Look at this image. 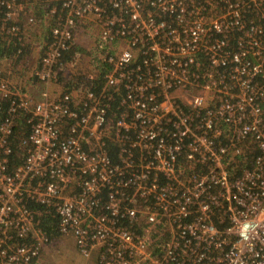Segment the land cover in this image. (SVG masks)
Masks as SVG:
<instances>
[{
	"label": "built area",
	"instance_id": "1",
	"mask_svg": "<svg viewBox=\"0 0 264 264\" xmlns=\"http://www.w3.org/2000/svg\"><path fill=\"white\" fill-rule=\"evenodd\" d=\"M42 25L38 98L0 73V264L45 215L98 264H264V0H0L1 45ZM78 35L88 85L53 94Z\"/></svg>",
	"mask_w": 264,
	"mask_h": 264
},
{
	"label": "rangeland",
	"instance_id": "2",
	"mask_svg": "<svg viewBox=\"0 0 264 264\" xmlns=\"http://www.w3.org/2000/svg\"><path fill=\"white\" fill-rule=\"evenodd\" d=\"M34 33V32H33ZM80 35L77 36L76 39H79L80 42L82 41L81 38H78ZM89 41V40H87ZM86 41V42H87ZM29 44V43H27ZM39 44V43H38ZM89 46L91 45L90 43H88ZM39 46V45H38ZM26 47V45H25ZM12 48V47H10ZM77 48V47H76ZM32 49V48H29ZM90 49L85 50L84 52H82V50H77V63L73 64L71 66H68L64 71H63V75H64V79H62L64 82H67V79H73L74 77H76L78 74H80L81 76H83V73L85 74L87 70H89L91 68V63L88 58V53L90 56ZM3 55L1 59H3L4 61L0 64V67L4 68V71H6V75L7 72L9 70H11V67L13 68L14 72V66L10 65L12 61H14L13 57H10V54H1ZM36 56L34 58H31L35 60ZM19 63L25 65L20 72L22 74L27 73L28 75V81L30 83V87L27 88L28 93H30L31 96H33V93H38L39 89L41 87V85H39L34 79L30 78L29 76L32 74V69L33 67H35L37 65L34 66H29L26 65V63H31L26 62V59H22L19 61ZM87 63V64H86ZM15 73H19V70H16ZM70 78V79H69ZM66 79V80H65ZM74 80V79H73ZM10 81V80H9ZM49 90L51 91V93L56 94L57 92H61L64 91V86H61L60 83H50L48 85ZM24 89V88H23ZM26 90V89H24ZM78 90L73 89V92H76ZM33 92V93H32ZM35 98V97H34ZM96 250H94L92 253H90V255L88 257H84L82 255H80L75 247V243H74V237L72 235H61L59 238L50 241L49 243H47L44 247V249L42 250V253L40 255V260L38 264H98L97 263V254L95 252Z\"/></svg>",
	"mask_w": 264,
	"mask_h": 264
},
{
	"label": "trees",
	"instance_id": "3",
	"mask_svg": "<svg viewBox=\"0 0 264 264\" xmlns=\"http://www.w3.org/2000/svg\"><path fill=\"white\" fill-rule=\"evenodd\" d=\"M44 28L41 29V39L38 41V43H39L38 48H40V52L38 53V55L35 58L37 64L39 63V61L42 57L41 53L43 52L42 38L43 37L48 38V35H49V31H48L47 27L44 26ZM29 48H30L29 44H26V47L24 46L23 48H20L21 52L18 53V52H16L17 48H10V46H6L5 44L1 45V43H0V54L6 55V54L11 53V55H9V56L13 57L14 62L17 65L19 63V61L22 60L23 58L24 59L28 58L27 55L31 51V49H29ZM76 57H77V53H75L73 50L70 52L69 51L64 52L63 57L61 58V61L64 65L66 63L74 64L77 61ZM67 67L68 66L64 67L63 70L60 72V75H59V81H60L61 86H64V88H63L64 91H71V90H73V88L76 90L81 89V87L86 88L88 85V81H86V79L84 78V75H85L84 73H83V76L78 74L76 77L73 78L74 80L70 79V78H69L70 80L67 79V82H64L62 80V79H64L63 71ZM3 71H4V68L0 67L1 75L6 79L11 80L12 76H13L12 72H7V75H6V71L5 72H3ZM34 76L35 75L31 74L29 77L34 79L36 82H38L36 77H34ZM10 83H11V81H10ZM8 104H9V102L6 100L0 101V119L6 115ZM30 116H31L30 114L23 112V111H20L15 118L14 133H13V137H11V143H12L13 152H14V155L12 153V156H13V161L15 163H19L21 161L19 157H15V154H16V150L18 149V143H19L20 139L22 137H25L29 132L30 123L28 122V119L30 118ZM115 150H116V148H115V146H113L112 147V153H111V154H113V157H115ZM40 225H41V228L44 230L45 234L47 235L49 242L53 241V240L59 238L61 235H63L59 231L58 220L56 217H53L51 215H45L41 218ZM68 235H70V234H68Z\"/></svg>",
	"mask_w": 264,
	"mask_h": 264
},
{
	"label": "crops",
	"instance_id": "4",
	"mask_svg": "<svg viewBox=\"0 0 264 264\" xmlns=\"http://www.w3.org/2000/svg\"><path fill=\"white\" fill-rule=\"evenodd\" d=\"M44 28V25H42L38 31L34 32L31 34V39L30 41L28 42L29 43V46L31 49V51L28 53L27 55V59H26V62H31V63H26V65H29V66H35L36 65V60L32 59L31 58H34L35 56L38 55V53L40 52V48H38V41L41 39V29ZM45 29V28H44ZM78 38H81V42L79 39H75V47L72 49L75 53H78L77 50H82V52H84L85 50H89L90 46L88 43L91 44L90 41H87L88 38L85 37L84 35H80ZM87 41V42H86ZM12 47V46H11ZM13 48V47H12ZM3 55L0 54V58H2ZM88 58H89V53H88ZM76 60H77V57H76ZM4 60L1 59L0 60V64L3 62ZM89 61V60H88ZM87 64V63H86ZM12 66H14V72H12L13 76H12V79L10 80L12 84H15L16 86H19L21 89L24 88L26 90H28L27 88H29L31 85L28 81V74L25 73V74H22L20 72V70L25 66L21 63H18L16 65V63L14 61L11 62ZM16 70H19V73H15ZM10 72L13 71V68L11 67V70H9ZM8 71V72H9ZM22 71V70H21ZM33 93V92H32ZM38 93H33V97H35V99L38 98ZM37 96V97H36ZM97 254V253H96Z\"/></svg>",
	"mask_w": 264,
	"mask_h": 264
}]
</instances>
